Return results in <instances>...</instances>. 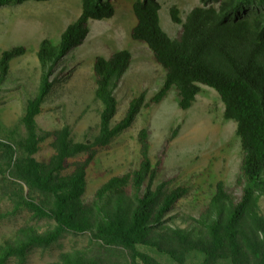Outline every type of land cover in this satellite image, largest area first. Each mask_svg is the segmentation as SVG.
<instances>
[{
  "label": "trees",
  "instance_id": "trees-1",
  "mask_svg": "<svg viewBox=\"0 0 264 264\" xmlns=\"http://www.w3.org/2000/svg\"><path fill=\"white\" fill-rule=\"evenodd\" d=\"M25 1L0 0V7ZM132 8L131 36L148 46L165 81L149 100L145 91L134 95L120 120H115L116 89L133 59L127 49L95 58L94 97L101 109L90 136L77 140L68 125L45 130L38 122L54 86L67 76L65 58L87 39L92 20L114 16L113 0H82L80 15L59 42L42 40L39 85L26 99L19 126L2 122L0 98V221L22 210L53 221L46 230L24 225L5 236L0 264L24 261L34 247L50 246L65 232L125 249V264H264V0H200L184 21L172 7V20L181 24L176 38L161 25L160 0H134ZM25 52L23 45L2 52L0 92L11 61ZM202 84L217 91L224 117L236 122L243 152L236 184L219 181L208 202L197 210L181 209L190 186L157 183L163 156L153 162L150 131L143 127L137 135L138 164L111 176L89 199L88 169L142 109L159 104L175 88L180 108L187 110ZM45 144L51 153L38 158ZM50 264L113 263L75 251Z\"/></svg>",
  "mask_w": 264,
  "mask_h": 264
},
{
  "label": "rangeland",
  "instance_id": "rangeland-1",
  "mask_svg": "<svg viewBox=\"0 0 264 264\" xmlns=\"http://www.w3.org/2000/svg\"><path fill=\"white\" fill-rule=\"evenodd\" d=\"M133 2L113 0V17L90 22L87 39L64 60L67 76L54 86L44 104L38 117L41 128L56 130L68 125L77 140L95 131L101 109L94 97L93 64L97 56L108 57L120 49H127L133 55L131 66L116 89L119 101L116 121L123 117L134 95L145 91L149 100L163 86L164 69L155 62L148 46L131 36L136 23ZM160 3L161 25L171 38H176L181 24L172 20L171 8L176 7L184 21L200 0H160ZM81 11L82 0H28L0 7V57L4 50L26 47L23 55L11 61L0 92L1 119L7 127L19 126L26 99L36 93L41 73L37 52L42 40L49 38L58 43L64 29ZM201 88L187 110L180 108L175 88L159 104L143 108L132 126L102 150L88 169L87 197L92 198L96 189L111 176L123 174L138 164L137 135L143 127L150 131L153 162L156 164L163 156L157 183L190 186L188 196L179 203L181 209L197 210L200 202H208L219 181L234 186L243 157L236 122L224 117V104L215 89L203 84ZM174 132L175 137L169 140ZM51 150L45 144L38 158L50 154ZM24 225L46 230L53 226V221L26 210L19 211L0 221V241ZM75 251H87L113 264H125L129 260L128 252L121 247L103 246L88 234L65 232L50 246L34 247L24 261L12 258L7 264H50L63 253Z\"/></svg>",
  "mask_w": 264,
  "mask_h": 264
}]
</instances>
